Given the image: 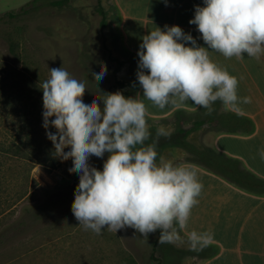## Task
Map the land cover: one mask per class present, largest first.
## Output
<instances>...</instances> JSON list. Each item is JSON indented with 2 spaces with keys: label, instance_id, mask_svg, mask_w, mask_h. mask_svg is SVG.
Masks as SVG:
<instances>
[{
  "label": "clouds",
  "instance_id": "9594fccd",
  "mask_svg": "<svg viewBox=\"0 0 264 264\" xmlns=\"http://www.w3.org/2000/svg\"><path fill=\"white\" fill-rule=\"evenodd\" d=\"M203 4L195 6L189 24L196 26L207 47L178 25L155 27L142 37L136 73L142 97L161 110L191 101L210 116L220 101L238 113L240 105L252 99L238 96V78L211 60L209 51L226 59L243 60L246 54L258 60L264 54V0H203ZM49 70L50 77L40 86L43 127L56 156L71 159L68 171L79 176L71 205L79 225L97 235L104 228L115 233L132 228L146 240L159 232L158 244L183 245L180 233L199 203L203 183L194 167L158 154L160 138L171 133L161 126L153 137L139 93L135 98L120 91L103 93L102 99L85 104V81L72 77L63 66ZM106 74V66L91 73L97 85ZM50 127L55 133L47 131ZM150 139L152 143L146 144ZM66 148L70 150L65 152ZM105 153L109 155L102 170L89 163L92 156L102 159ZM259 156L264 159V149ZM212 239L209 231L187 233L194 252Z\"/></svg>",
  "mask_w": 264,
  "mask_h": 264
},
{
  "label": "rangeland",
  "instance_id": "374dc122",
  "mask_svg": "<svg viewBox=\"0 0 264 264\" xmlns=\"http://www.w3.org/2000/svg\"><path fill=\"white\" fill-rule=\"evenodd\" d=\"M138 61L123 46L115 0H0V146L11 144L14 131H20L14 117L22 101L18 96L33 90L36 98L30 109L37 111L49 69L63 66L85 81L83 102L89 104L117 91L135 98ZM102 66L107 74L97 85L91 73ZM214 108L210 116L199 109L168 119L146 117L153 137L161 126L171 133L160 138L158 154L175 164L205 155L207 130L236 119L220 101ZM43 133L46 129L35 125L25 156L3 160L5 191L0 197L9 202L0 215V264H198L187 240L183 245L156 244L159 232L146 240L132 228L116 233L104 228L97 235L80 226L71 210L79 177L61 166L37 164L33 155ZM108 155L92 156L89 163L102 170ZM17 195L24 197L9 209Z\"/></svg>",
  "mask_w": 264,
  "mask_h": 264
},
{
  "label": "crops",
  "instance_id": "0c3cea01",
  "mask_svg": "<svg viewBox=\"0 0 264 264\" xmlns=\"http://www.w3.org/2000/svg\"><path fill=\"white\" fill-rule=\"evenodd\" d=\"M197 5L204 6L203 0H115L124 48L139 60L142 37L165 25L180 26L197 44L207 47L196 26L189 24ZM209 56L238 78V96H249L252 102L240 105L238 113L222 104L236 119L211 126L203 137L206 154L181 163L197 170L203 190L187 228L180 234L185 240L193 230L213 234L206 248L190 254L198 264H264V194L250 191L244 184L264 183V159L259 156L264 149V54L258 60L246 54L238 60L210 50ZM137 93L149 119H168L199 110L191 101L161 110L142 97L139 82Z\"/></svg>",
  "mask_w": 264,
  "mask_h": 264
},
{
  "label": "trees",
  "instance_id": "16d2710c",
  "mask_svg": "<svg viewBox=\"0 0 264 264\" xmlns=\"http://www.w3.org/2000/svg\"><path fill=\"white\" fill-rule=\"evenodd\" d=\"M33 90L27 91L24 96H18L17 98H20L22 101H18V109L17 111L15 110V119L17 120L18 127H20L19 132H15L13 134V140L11 144H8V146L1 145L0 146V193H3L5 191L4 189V183L2 181V175H4V164L6 162H3L4 159L8 158V156H17L21 155L25 156L24 153L27 152V146L29 142L32 140V128L35 125H40L43 127V99H40V102L37 103V111L35 112L34 109L31 110L30 108L33 106L32 103L34 102L33 100L36 98L34 96ZM37 94V92H35ZM43 97V96H42ZM41 105V108H40ZM13 108L15 109V106L13 105ZM39 108V109H38ZM33 126V127H32ZM19 130V129H17ZM18 134V136H17ZM16 143H19L16 144ZM32 153V151H31ZM37 160V164H40L42 166L48 167L50 169H56L57 167L61 166L64 167L65 170L68 171L69 168H71L72 165V160H62L60 157L56 156V153L54 151V146L52 145L51 141L47 138L46 133H43L41 135V140L39 147L37 148V152L33 154ZM27 156V155H26ZM69 172V171H68ZM72 176L78 178L79 176L76 173H71ZM245 188H247L250 191L259 193V194H264V183H259L256 185H253L251 183H245ZM24 196H19L17 195L16 198L12 199L13 202L7 205L9 209L11 207H14L21 198ZM5 198L2 199L0 197V215L3 214V208L4 205L9 202H5ZM158 241L156 242V244Z\"/></svg>",
  "mask_w": 264,
  "mask_h": 264
}]
</instances>
